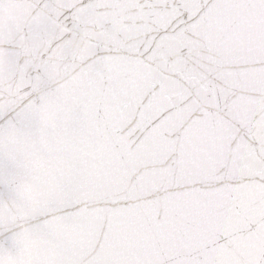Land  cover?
<instances>
[{"label": "snow or ice", "instance_id": "6c2138e0", "mask_svg": "<svg viewBox=\"0 0 264 264\" xmlns=\"http://www.w3.org/2000/svg\"><path fill=\"white\" fill-rule=\"evenodd\" d=\"M0 264H264V0H0Z\"/></svg>", "mask_w": 264, "mask_h": 264}]
</instances>
